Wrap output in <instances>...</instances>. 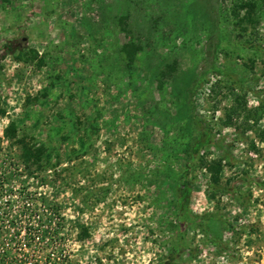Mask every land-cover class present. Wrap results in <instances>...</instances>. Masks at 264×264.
Masks as SVG:
<instances>
[{
    "label": "rangeland",
    "instance_id": "obj_1",
    "mask_svg": "<svg viewBox=\"0 0 264 264\" xmlns=\"http://www.w3.org/2000/svg\"><path fill=\"white\" fill-rule=\"evenodd\" d=\"M0 264H264V0H0Z\"/></svg>",
    "mask_w": 264,
    "mask_h": 264
},
{
    "label": "trees",
    "instance_id": "obj_2",
    "mask_svg": "<svg viewBox=\"0 0 264 264\" xmlns=\"http://www.w3.org/2000/svg\"><path fill=\"white\" fill-rule=\"evenodd\" d=\"M16 49H17V47L15 46L14 43H8V44H6V46H4L5 55L12 54V53L16 52ZM13 126L14 125L12 124L11 125V129L12 130L7 132V136H10L11 135V133L13 131V128H14ZM26 152H27V154H29L28 153L29 152L28 149H26Z\"/></svg>",
    "mask_w": 264,
    "mask_h": 264
}]
</instances>
